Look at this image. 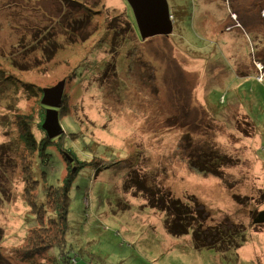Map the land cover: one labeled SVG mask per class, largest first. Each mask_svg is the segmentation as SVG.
I'll return each mask as SVG.
<instances>
[{
    "label": "rangeland",
    "instance_id": "obj_1",
    "mask_svg": "<svg viewBox=\"0 0 264 264\" xmlns=\"http://www.w3.org/2000/svg\"><path fill=\"white\" fill-rule=\"evenodd\" d=\"M32 1L36 9L47 14L54 11L61 20L57 7L48 0ZM87 1L99 3L96 10L101 11L89 23V39L62 47L48 60L32 46L28 54L17 55L29 33L27 26L48 24L42 9L24 10L26 0H0L2 253L11 256L14 250L27 248L28 236H35L29 234L37 214H55L43 202L45 193L55 197L52 186L72 178L68 239L79 251L81 264H216L218 258L213 255L217 252L195 249V232L217 235L234 224L255 228L253 220L264 211V84H258L264 83V22L253 17L251 26L256 28L247 30L253 48L243 35L239 55L230 46L224 45L223 50L203 26H214L220 8L230 10L221 17L224 28L236 21L241 27L238 19L232 20L234 10L251 13L254 0H227L225 4L168 0L175 26L172 35L145 41L126 26L129 19L134 20L126 0ZM11 2L20 7L9 12ZM203 10L209 19L199 15ZM197 18L199 24H194ZM242 19L246 24L251 21L246 16ZM241 63L249 65L242 71L258 74L257 83L252 78L240 81ZM62 82V99L54 92L46 101L63 109L51 115L65 131L61 146L74 148L85 169L73 154H63L52 145L55 164L47 166H53L48 173L41 168V158L37 161L29 151L18 153V122L32 116L29 128L40 141L43 91ZM245 86L257 97L249 113L235 93ZM222 94L220 102L228 96L229 107L219 110L217 99L211 98ZM49 105L43 106L59 109ZM206 147L223 157L222 178L198 170L205 159L216 157L208 154L201 159ZM146 188H151L155 200L171 193L195 203L197 209L206 206L207 217L212 218L202 225L195 222L194 233L172 236L165 228L166 214L149 207ZM226 254L221 255L229 260Z\"/></svg>",
    "mask_w": 264,
    "mask_h": 264
},
{
    "label": "trees",
    "instance_id": "obj_2",
    "mask_svg": "<svg viewBox=\"0 0 264 264\" xmlns=\"http://www.w3.org/2000/svg\"><path fill=\"white\" fill-rule=\"evenodd\" d=\"M48 1L57 7V12L61 14V20L59 19L56 12L53 11L54 14L53 12L47 14V11L42 8L36 9L32 0H26L28 7L22 5L24 10L32 8V10L37 11L42 9L44 12L43 14H45L48 19V24L46 22L44 28L41 27V25L32 27L27 26V31L30 34L25 33L26 37L23 38L19 44L20 48L18 49L17 55L24 56V54H28L30 46H32L33 51H41L44 55V58L52 60L54 55L62 47H73L76 44L86 42L90 36L89 31L91 26L89 23H93L94 18L101 14V11L96 10L99 6V3L89 4V1L87 0ZM15 4L16 2H11L7 5L9 12L20 7ZM250 4H252L250 7L252 9L251 13H247V11H241V13H239L234 10L235 14L238 16V21L240 22L241 27L246 31L248 28L255 30L256 26H251L253 25V17L257 18L258 21L262 20L264 22V0H254ZM15 6L17 7L13 9ZM245 16L251 18V21L249 20L250 26H248L249 24H246L248 22L245 23L243 21L242 18ZM127 17L130 18L129 16ZM126 26L129 28V30L134 29V31L137 32L132 20L129 19V21L126 23ZM131 26H133V28H131ZM30 36H32V38L28 40L27 38ZM126 43L127 42L124 44ZM255 45L257 48H259V42H257L256 39ZM258 52L259 50H254V54H257ZM219 53L221 52L219 51ZM258 60L261 61L262 59L258 57ZM0 73L1 75L4 74L3 69L2 71L0 70ZM239 77L241 76L239 75ZM258 84L262 85L264 83L260 82ZM247 88V86H245L244 89L241 88V91L239 92H242V90L244 91L240 94L239 92H235L244 103V109L246 112L249 111L250 106H252L255 100V95L252 94V92H250ZM223 94L220 95V97L211 98L212 100L217 99L216 101H213L218 104L217 108H219V110L229 107L227 105L230 101L228 96H224L223 102H220ZM43 97L44 96L42 95V100ZM49 110V108L43 106L41 101L39 114L41 122L39 123V130L42 131L41 133L43 136L40 141L36 139L33 132H31L29 128L31 125H33L31 123L32 116L30 118H19L21 119V121L18 122L20 126L19 145L21 147L19 146L18 153L23 155L26 151H29V153L33 155L37 161L41 158V168L48 170L49 173L53 166H47L55 164V153L52 151V145H56L59 152H62L63 154H73L76 158L75 161L82 164V168L85 169L83 162L77 159L74 148L70 147L66 149L61 146L63 139L62 136L51 140L48 137V134L43 130L42 126L46 120ZM62 110L63 109L60 107L58 110L54 111L62 112ZM218 114H220V111H218ZM22 127L25 128L23 129ZM209 150L210 147H206V151L203 150L199 157L203 159L208 154H213L216 157L205 159V163L202 162L200 166H203L198 168V170L202 173H210L211 175H214L218 178H222L221 174H223L222 172H224L225 167V162L222 160L223 157ZM84 169H81V171ZM73 185L74 183L72 182V178H69L65 180L64 185L59 187L52 186L56 190V195L54 194L55 197H52V194L50 195L48 191L45 193V201L43 202L45 205L49 204V208L54 209L55 214H37L38 218H36L35 224L33 225V230H31L29 234H34L35 236H28L29 245L26 249L14 250V255L9 256L2 253V247H0V264H44V262H47L48 264L49 262L51 264H81V256L79 251L74 247L73 244L69 243L68 239L70 231V193ZM140 185L142 184H139L138 187L143 188V185ZM145 191L147 192L146 200H148L149 207L166 214L167 218L165 228L172 236L180 237L188 235L189 232L194 231L195 222H201L202 225L203 222L208 220V218H212V215L207 217L209 214H207L208 208L206 209V206H200L202 209H197L195 203L194 207V205L191 203H186L180 198L176 199L173 195L172 197L171 193H169L168 196L166 194H161L155 200V194L151 188H146ZM233 197L236 200L240 199L239 195H233ZM210 212L211 211L208 213ZM48 220H50L49 223L47 222ZM253 226L256 227L259 225L253 224ZM247 231L248 227L244 228L242 225L238 224L230 225L227 228H224V231L218 233L217 235L212 233L203 235L200 233V231H196L193 235V242L196 250L206 249L215 251L217 253L226 254L230 251H236L243 246V244L246 242ZM31 243L35 245L32 246Z\"/></svg>",
    "mask_w": 264,
    "mask_h": 264
},
{
    "label": "crops",
    "instance_id": "obj_3",
    "mask_svg": "<svg viewBox=\"0 0 264 264\" xmlns=\"http://www.w3.org/2000/svg\"><path fill=\"white\" fill-rule=\"evenodd\" d=\"M214 1H218V0H214ZM221 2L223 1V3L225 4V1L227 0H220ZM190 7V6H189ZM220 7V6H219ZM189 11V10H188ZM211 12V11H209ZM224 12V13H223ZM230 12V10H223L219 8L218 11V15H217V22L214 24V26H209L204 25V29L206 31V33L210 36V37H214V39H217L221 42L222 46H223V50H224V45L230 46L235 55L238 54L239 55V50H241L243 47H241L239 45V39L243 36L246 35L247 37H249V43L248 46H250L251 48H253L252 46V42L250 39V35L248 34V32L241 28L238 27V25L236 24L237 21L235 22L234 19L232 18V20L235 22L233 25H227V28H224L223 25H221V22L224 23L225 19L222 20L221 17L225 18L226 14ZM189 13V12H188ZM203 14V16H205L206 18L209 19V13H207L206 10H203L202 13H200L199 15ZM223 15V16H220ZM196 20V21H195ZM193 19L194 24H199V19ZM204 23V21H203ZM241 47V48H240ZM228 56V55H227ZM249 61V65L250 68L252 69V61L250 60V58L248 59ZM247 62V60H246ZM242 64V66H241ZM239 66L241 69L239 71V75L240 77V81L242 82H247L246 80H249L250 78H252L253 81H255V75L257 77L258 74L253 73L251 70H243L242 71V67L248 68L249 65H245V63H241ZM218 67V66H215ZM228 72V71H226ZM241 73V74H240ZM213 74V71L212 73ZM236 75V73H235ZM239 80H237V82H240ZM236 82V81H234ZM257 83V81H255ZM241 91V89L239 90ZM255 98H257L255 96ZM247 113H249V111H247ZM257 227V229H255ZM255 228H248L247 231V240L246 242L243 244V246L241 248H239L238 250H236V252L232 251L229 252L228 254L225 255L228 256L230 259L228 260V258H224V255L218 254L216 253V255H213L214 257L218 258L216 260V264H264V224L263 225H259L256 226ZM211 251V250H210Z\"/></svg>",
    "mask_w": 264,
    "mask_h": 264
},
{
    "label": "water",
    "instance_id": "obj_4",
    "mask_svg": "<svg viewBox=\"0 0 264 264\" xmlns=\"http://www.w3.org/2000/svg\"><path fill=\"white\" fill-rule=\"evenodd\" d=\"M130 6L139 35L143 41L154 36H170L174 30V22L172 21V14L168 0H126ZM65 88V82L60 83L53 89H46L43 91V105H49L47 98L54 92L59 93V99H62ZM57 105H49L54 108H60ZM49 110L46 120L42 126L43 130L48 134V137L56 139L65 134L59 124L58 119L51 115H55L58 111ZM254 225L264 224V211L258 213L256 218L253 220Z\"/></svg>",
    "mask_w": 264,
    "mask_h": 264
},
{
    "label": "bare ground",
    "instance_id": "obj_5",
    "mask_svg": "<svg viewBox=\"0 0 264 264\" xmlns=\"http://www.w3.org/2000/svg\"><path fill=\"white\" fill-rule=\"evenodd\" d=\"M232 18L234 19V20H236V19H238V16L236 15V14H233L232 15ZM172 19H173V16H172ZM132 20V19H131ZM135 20V19H134ZM134 20H132L133 21V23H136V21L134 22Z\"/></svg>",
    "mask_w": 264,
    "mask_h": 264
},
{
    "label": "clouds",
    "instance_id": "obj_6",
    "mask_svg": "<svg viewBox=\"0 0 264 264\" xmlns=\"http://www.w3.org/2000/svg\"><path fill=\"white\" fill-rule=\"evenodd\" d=\"M128 4V3H127ZM130 7V6H129ZM131 9V8H130ZM174 22V21H173ZM136 24V23H135ZM175 27V26H174ZM238 27H239V25H238ZM137 29V28H136ZM137 31H138V29H137ZM138 34H139V32H138ZM141 38V37H140ZM259 79V78H258ZM262 79L263 78H261V80L260 81H262Z\"/></svg>",
    "mask_w": 264,
    "mask_h": 264
},
{
    "label": "flooded vegetation",
    "instance_id": "obj_7",
    "mask_svg": "<svg viewBox=\"0 0 264 264\" xmlns=\"http://www.w3.org/2000/svg\"><path fill=\"white\" fill-rule=\"evenodd\" d=\"M135 27L137 28L136 24L134 23Z\"/></svg>",
    "mask_w": 264,
    "mask_h": 264
}]
</instances>
